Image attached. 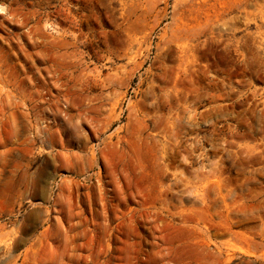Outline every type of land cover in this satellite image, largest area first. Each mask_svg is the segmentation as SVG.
I'll return each instance as SVG.
<instances>
[{
  "label": "rangeland",
  "instance_id": "obj_1",
  "mask_svg": "<svg viewBox=\"0 0 264 264\" xmlns=\"http://www.w3.org/2000/svg\"><path fill=\"white\" fill-rule=\"evenodd\" d=\"M0 264H264V0H0Z\"/></svg>",
  "mask_w": 264,
  "mask_h": 264
}]
</instances>
